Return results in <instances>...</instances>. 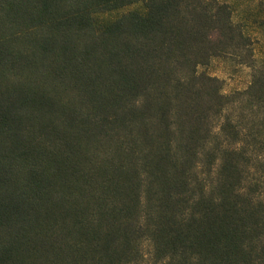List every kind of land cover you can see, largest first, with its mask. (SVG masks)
<instances>
[{
  "label": "trees",
  "instance_id": "16d2710c",
  "mask_svg": "<svg viewBox=\"0 0 264 264\" xmlns=\"http://www.w3.org/2000/svg\"><path fill=\"white\" fill-rule=\"evenodd\" d=\"M237 12L0 0V264H264V0Z\"/></svg>",
  "mask_w": 264,
  "mask_h": 264
},
{
  "label": "rangeland",
  "instance_id": "374dc122",
  "mask_svg": "<svg viewBox=\"0 0 264 264\" xmlns=\"http://www.w3.org/2000/svg\"><path fill=\"white\" fill-rule=\"evenodd\" d=\"M237 7L236 18L243 15L244 10L256 0H232ZM252 47L255 48V59L264 60V35H253ZM209 73L223 79L226 92L244 89L251 80V69L241 64L236 57H217L204 66Z\"/></svg>",
  "mask_w": 264,
  "mask_h": 264
}]
</instances>
